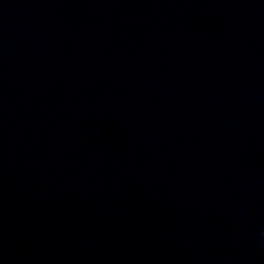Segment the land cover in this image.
Listing matches in <instances>:
<instances>
[{
	"label": "water",
	"instance_id": "1",
	"mask_svg": "<svg viewBox=\"0 0 264 264\" xmlns=\"http://www.w3.org/2000/svg\"><path fill=\"white\" fill-rule=\"evenodd\" d=\"M0 264H264V0H0Z\"/></svg>",
	"mask_w": 264,
	"mask_h": 264
}]
</instances>
